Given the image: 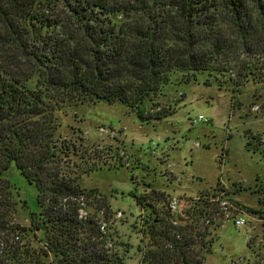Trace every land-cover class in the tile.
<instances>
[{
    "label": "trees",
    "instance_id": "16d2710c",
    "mask_svg": "<svg viewBox=\"0 0 264 264\" xmlns=\"http://www.w3.org/2000/svg\"><path fill=\"white\" fill-rule=\"evenodd\" d=\"M175 70L264 90V0H0V264H125L128 244L99 230L100 205L78 218L79 198L94 195L78 180L100 165L61 136L57 113L105 102L157 120L170 112L146 102ZM77 152L76 171L61 164ZM12 163L36 189L34 210L21 201L24 225L5 178ZM151 195L135 196L151 215L139 264H203L211 215H223L197 204L196 217L162 215Z\"/></svg>",
    "mask_w": 264,
    "mask_h": 264
},
{
    "label": "rangeland",
    "instance_id": "374dc122",
    "mask_svg": "<svg viewBox=\"0 0 264 264\" xmlns=\"http://www.w3.org/2000/svg\"><path fill=\"white\" fill-rule=\"evenodd\" d=\"M186 77L173 71L161 94L146 102L148 111L170 112L157 120L140 122L134 110L105 102L70 103L57 113L61 136L87 151L85 160L90 164L100 165L78 180L82 189L94 191L89 197L83 195V208L94 213L95 206H101L98 221L111 228L115 243L128 244L125 264H139L149 244L146 222L151 215L136 203L135 196L148 198L156 192L151 195L152 203L162 215L167 214L168 199L177 201L176 214L181 217L188 213L196 217L197 205L206 213L219 211L218 199H228L247 215L264 217V156L260 150L264 120L248 112L257 100L256 93L249 84L236 93L223 77L218 80L206 72H195L190 80ZM198 116L204 120L193 123ZM78 156L79 152L64 158L61 164L76 171V163H81ZM5 178L14 186V220L27 224L21 201L34 210L36 189L13 163ZM106 208L109 213L103 216ZM226 214L229 217L221 219L211 215L215 222L208 227L205 241L213 242L210 251L205 248L203 264H258L256 250L264 249L256 246V238L250 240V247L247 244L258 225L236 227L229 219L235 211L230 208Z\"/></svg>",
    "mask_w": 264,
    "mask_h": 264
},
{
    "label": "built area",
    "instance_id": "2783aa9c",
    "mask_svg": "<svg viewBox=\"0 0 264 264\" xmlns=\"http://www.w3.org/2000/svg\"><path fill=\"white\" fill-rule=\"evenodd\" d=\"M254 89L253 91L256 93V98L257 100L255 102H253L252 104L249 105L248 108V112L249 114L254 117V118H259L261 120H264V90L259 88V89H255L257 87H259V85H254L253 86ZM203 117L202 116H198L196 120L193 121V123H195L196 121H203ZM220 207H219V212L223 215V217L225 216L226 218H228V214H226V212L228 213L230 211V208H232L235 211V217L233 218H229L232 219L234 225L236 227H242L246 224L249 225V223H256L258 225V230L256 233H253L248 241L247 244L249 246V242L251 239L256 238L257 242H256V246H260V249H264V217L261 215H247L242 208H238V207H233L232 204L230 203V201L228 199L223 200V199H218ZM79 205L81 208L78 209V218L79 219H85L87 216V213L84 211V201H83V197L81 196L79 198ZM177 201L174 199H171L169 201V205H168V210L171 214L176 213L177 211ZM218 214H216L217 216ZM208 220L205 222L206 224H208ZM99 230L101 232H104L105 228H106V224L104 222H99ZM252 228H255L254 226H252ZM250 247V246H249ZM260 251V250H259ZM256 250V254L258 253V259H259V263L258 264H264V252H259Z\"/></svg>",
    "mask_w": 264,
    "mask_h": 264
}]
</instances>
